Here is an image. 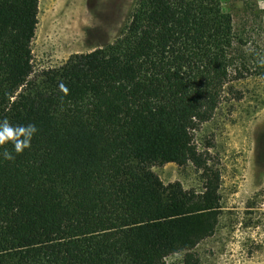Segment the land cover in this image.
<instances>
[{
	"label": "trees",
	"instance_id": "1",
	"mask_svg": "<svg viewBox=\"0 0 264 264\" xmlns=\"http://www.w3.org/2000/svg\"><path fill=\"white\" fill-rule=\"evenodd\" d=\"M38 13L0 0V264H199L221 174L194 131L264 58L236 64L221 0H136L112 42L35 71ZM170 162L203 189L165 184Z\"/></svg>",
	"mask_w": 264,
	"mask_h": 264
},
{
	"label": "rangeland",
	"instance_id": "2",
	"mask_svg": "<svg viewBox=\"0 0 264 264\" xmlns=\"http://www.w3.org/2000/svg\"><path fill=\"white\" fill-rule=\"evenodd\" d=\"M135 1L39 0L35 71L112 42ZM221 5L232 17L236 64L253 67L264 58V0H221ZM225 91L213 117L194 131L198 149L221 174L218 225L194 251L199 264H264V80L252 73L233 79ZM152 170L165 184L203 189L201 171L190 162L156 164ZM181 258L171 255L166 262Z\"/></svg>",
	"mask_w": 264,
	"mask_h": 264
}]
</instances>
